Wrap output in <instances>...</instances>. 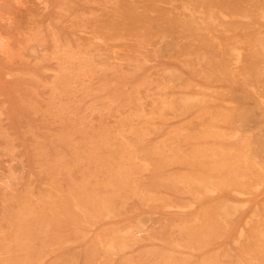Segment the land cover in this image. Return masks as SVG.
I'll return each mask as SVG.
<instances>
[{
  "label": "rangeland",
  "instance_id": "1",
  "mask_svg": "<svg viewBox=\"0 0 264 264\" xmlns=\"http://www.w3.org/2000/svg\"><path fill=\"white\" fill-rule=\"evenodd\" d=\"M0 260L264 264V0H0Z\"/></svg>",
  "mask_w": 264,
  "mask_h": 264
},
{
  "label": "bare ground",
  "instance_id": "2",
  "mask_svg": "<svg viewBox=\"0 0 264 264\" xmlns=\"http://www.w3.org/2000/svg\"><path fill=\"white\" fill-rule=\"evenodd\" d=\"M200 182V181H199ZM198 183V182H197ZM50 198V197H49ZM61 199V198H60ZM79 208V207H78ZM79 211V210H78ZM34 213V212H33ZM86 213V212H85ZM17 214H18V212H17ZM87 214V213H86ZM205 214V213H204ZM21 215V214H20ZM24 215V214H23ZM22 216V215H21ZM28 219V218H27ZM3 221V220H2ZM11 221V220H10ZM20 224V223H19ZM211 224V223H210ZM201 226V225H200ZM21 227V226H20ZM19 227V228H20ZM210 227H212V226H210ZM18 228V227H17ZM197 228V227H196ZM200 228V227H199ZM214 229V228H213ZM21 230V229H20ZM201 229H199V231H200ZM27 231V230H26ZM197 231V230H196ZM214 232V231H213ZM191 235V234H190ZM202 235V234H201ZM46 238V237H45ZM196 238H197V236H196ZM30 239H31V237H30ZM109 242V241H108ZM1 243H3V242H1ZM27 244V243H26ZM28 244H30V243H28ZM116 244V243H115ZM114 244V245H115ZM6 245V244H5ZM5 245H4V247H5ZM117 245V244H116ZM28 246V245H27ZM6 247H8L7 245H6ZM6 247H5V249H6ZM20 247V246H19ZM113 247V246H112ZM3 248V247H2ZM116 249V248H115ZM4 250V249H3ZM11 250H12V248H11ZM18 250V249H17ZM5 251V250H4ZM9 251V250H8ZM262 252V251H261ZM31 253V252H30ZM13 254V253H12ZM19 254V253H18ZM16 255V254H15ZM33 255H35V254H33ZM4 256V255H3ZM21 256V255H20ZM24 256V255H23ZM9 257V256H8ZM15 257V256H14ZM19 257V256H18ZM7 258V257H6ZM11 257H9V259H10ZM8 259V258H7ZM1 261V260H0ZM14 261H16V260H14ZM2 262V261H1ZM5 262V261H4ZM9 262V261H8ZM11 262V261H10ZM9 262V263H10ZM18 264V263H17ZM211 264V263H210Z\"/></svg>",
  "mask_w": 264,
  "mask_h": 264
}]
</instances>
